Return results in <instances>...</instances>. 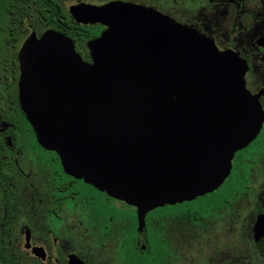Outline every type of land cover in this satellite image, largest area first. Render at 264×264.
<instances>
[{"label":"water","instance_id":"1","mask_svg":"<svg viewBox=\"0 0 264 264\" xmlns=\"http://www.w3.org/2000/svg\"><path fill=\"white\" fill-rule=\"evenodd\" d=\"M71 13L107 28L91 62L49 31L19 53V96L44 148L64 170L149 210L219 186L263 115L245 65L193 28L140 5L80 4Z\"/></svg>","mask_w":264,"mask_h":264},{"label":"flooded vegetation","instance_id":"2","mask_svg":"<svg viewBox=\"0 0 264 264\" xmlns=\"http://www.w3.org/2000/svg\"><path fill=\"white\" fill-rule=\"evenodd\" d=\"M114 2L158 11L237 55L263 115L219 186L149 210L141 229L134 205L68 174L40 145L19 96L29 39L55 31L91 62L89 43L107 27L71 8ZM0 264H264V0H0Z\"/></svg>","mask_w":264,"mask_h":264},{"label":"rangeland","instance_id":"3","mask_svg":"<svg viewBox=\"0 0 264 264\" xmlns=\"http://www.w3.org/2000/svg\"><path fill=\"white\" fill-rule=\"evenodd\" d=\"M206 204H207V201H204V200L200 201L199 203V205H202V206H206Z\"/></svg>","mask_w":264,"mask_h":264}]
</instances>
